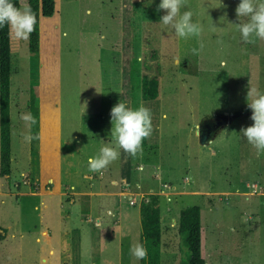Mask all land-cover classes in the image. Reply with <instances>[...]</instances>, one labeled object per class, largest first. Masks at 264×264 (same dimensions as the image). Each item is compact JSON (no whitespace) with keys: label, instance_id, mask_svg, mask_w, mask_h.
I'll use <instances>...</instances> for the list:
<instances>
[{"label":"rangeland","instance_id":"rangeland-1","mask_svg":"<svg viewBox=\"0 0 264 264\" xmlns=\"http://www.w3.org/2000/svg\"><path fill=\"white\" fill-rule=\"evenodd\" d=\"M18 1L22 8L25 0ZM56 2L55 14L40 21L35 93L42 174L56 169L60 139L61 195L35 193L36 177L27 170L29 127L22 116L28 114L30 57L27 41L10 31V157L22 185L0 195L6 231L0 264H44L43 257L58 264V251L47 253L39 234L46 229L54 241L58 224L62 263L139 264L131 248L139 242L137 207L146 193L161 196L160 264L186 257L176 227L179 209L188 205L200 208L206 264H264V201L240 197L242 181L264 177V151L241 133L253 124L248 91L264 94V40L246 43L233 25L240 22V0H188L182 11L191 10L202 26L188 40L162 25L160 0ZM144 74L158 80L152 100L140 98ZM121 101L151 109L153 126L142 152L131 156L127 187L118 160L103 175L88 170L89 157L105 144L115 146L110 113ZM197 126H209L208 142L199 141Z\"/></svg>","mask_w":264,"mask_h":264},{"label":"clouds","instance_id":"clouds-1","mask_svg":"<svg viewBox=\"0 0 264 264\" xmlns=\"http://www.w3.org/2000/svg\"><path fill=\"white\" fill-rule=\"evenodd\" d=\"M187 5L188 0H160L158 6L166 12L160 18L162 25L170 28L175 36L184 40L199 37L202 33V26L198 22H193V12L182 11ZM235 11L240 22L233 25L240 32L242 40L250 44L255 43L256 38L264 40V0H240ZM36 23V14L30 5L25 4L21 8L15 6L12 0H0V27L7 25L17 40H29ZM202 48L201 43L199 50ZM199 50L192 48L190 52L197 55ZM247 97H252L248 107L252 110L250 119L253 124L242 128L241 133L257 152H261L264 151V94L251 89ZM110 115L111 136L115 146L105 144L96 156L88 159V170L101 175L107 171L111 163L120 158L121 150L133 157L142 152L143 141L149 138L153 131L151 109L143 105L133 109L121 101L111 109ZM22 119L29 128L36 123L31 113L24 114ZM197 133L199 134L198 126ZM33 138L31 135L25 137L29 142ZM131 252L137 260H144L148 255L147 248L139 242L131 248Z\"/></svg>","mask_w":264,"mask_h":264},{"label":"trees","instance_id":"trees-1","mask_svg":"<svg viewBox=\"0 0 264 264\" xmlns=\"http://www.w3.org/2000/svg\"><path fill=\"white\" fill-rule=\"evenodd\" d=\"M12 3L19 7L18 0ZM57 3V2H56ZM36 14L35 30L27 40L30 57L28 113L36 119V123L28 130V135L34 137L28 141L30 155V172L32 176L38 173V107L35 86L37 85V58L39 53V19L50 16L54 11V0H25ZM55 14V13H54ZM51 17V16H50ZM124 52L127 54L129 42L124 40ZM10 29L7 25L0 27V176L10 173V128H9V85H10ZM36 68V69H35ZM158 94V80L155 76L142 75L140 80V98L152 100ZM239 114V113H236ZM118 176L125 184L131 180V155L121 150L118 159ZM160 199L156 193H146L138 204L139 212V243L143 244L148 255L139 264H160L161 224ZM177 234L186 248V257L179 264H206L200 250V208L198 205L181 207L177 217ZM5 228L0 226V240L4 238ZM65 264V263H62Z\"/></svg>","mask_w":264,"mask_h":264},{"label":"crops","instance_id":"crops-1","mask_svg":"<svg viewBox=\"0 0 264 264\" xmlns=\"http://www.w3.org/2000/svg\"><path fill=\"white\" fill-rule=\"evenodd\" d=\"M21 3H22V1L19 2V7H20ZM56 5H57V3H56V0H55L54 11H57V10H55L56 9ZM54 13L55 12H53L52 15H54ZM45 17L49 18L50 16H45ZM41 20H42V17H40V19H39V28H40V21ZM58 20H59V14H58ZM39 50H40V43H39ZM38 55H39V53H38ZM39 60H40V55H39ZM55 109H56L55 112H56L57 122H58L59 121V109H58L57 106H55ZM10 110H11V105L9 103V128H10ZM40 121H41V108L39 106V110H38V173H37V175L35 177H36V182H37V185H38V189H40V191L36 190L35 193H54V192H57L58 195H61L60 194L61 186H60V183H59V161H58V156H59L58 147L60 145V139H57L56 151L54 152L56 154V160H54L55 161L54 162V166L56 165V169L52 172V174H50V176H43V174H42V158H41L42 157L41 156V142H40ZM58 124H59V122H58ZM58 127H59V125H58ZM57 133H58V131H57ZM209 135L206 137V142H208L210 140ZM57 136H58V134H57ZM11 160L12 159L10 157V173L8 175H6V176H3V177L0 176V195L7 194V191L3 190L2 188H6L7 190H9V187L17 188L20 184L22 185L21 182L15 180L16 170H12V168H11ZM27 170L28 171L30 170V155H29ZM51 182L53 183L52 186L50 185ZM249 182H252V183L260 182V184L262 186H264V177L259 175L258 178H256V179H253V180H250V181L245 180L244 182L242 181V184L240 186V197H242L244 201H247V200H249L251 198H254V197L261 198V200L264 201V195H262V196L244 195L245 192H247V190H248L246 184H248ZM125 185L127 187L129 184L128 185L125 184ZM23 192L22 191H18L17 193H23ZM15 194H16V192H15ZM129 197L131 198V196H129ZM0 201L2 202V200H0ZM86 219H88V218H86ZM39 234H40V236L44 237V239H45V241H46V243H47V245L49 247L48 250H47V253L53 254V250H54V248H56V250L58 251V255H59L58 256V259H59L58 264H62L63 250H62V244H61V228L59 227V224L57 226L56 231H54L52 233L53 236H54L53 237L54 241H52V239H51L52 236L48 234V231L46 229H40ZM35 240L36 241H40L39 236H36ZM47 259L48 258L43 257L41 260H42V262L44 264H50Z\"/></svg>","mask_w":264,"mask_h":264},{"label":"built area","instance_id":"built-area-1","mask_svg":"<svg viewBox=\"0 0 264 264\" xmlns=\"http://www.w3.org/2000/svg\"><path fill=\"white\" fill-rule=\"evenodd\" d=\"M27 179L23 180V183H27ZM247 186V192H245L244 195H257V196H262L264 195V186L260 184V182H249L246 184Z\"/></svg>","mask_w":264,"mask_h":264},{"label":"water","instance_id":"water-1","mask_svg":"<svg viewBox=\"0 0 264 264\" xmlns=\"http://www.w3.org/2000/svg\"><path fill=\"white\" fill-rule=\"evenodd\" d=\"M198 134V133H197ZM199 141L201 142V143H205L206 142V135L204 134V131H201L199 134Z\"/></svg>","mask_w":264,"mask_h":264},{"label":"flooded vegetation","instance_id":"flooded-vegetation-1","mask_svg":"<svg viewBox=\"0 0 264 264\" xmlns=\"http://www.w3.org/2000/svg\"><path fill=\"white\" fill-rule=\"evenodd\" d=\"M201 131H204V134L206 135V136H208L209 134H210V129H209V126H206V127H200V129H199V133L201 132Z\"/></svg>","mask_w":264,"mask_h":264}]
</instances>
